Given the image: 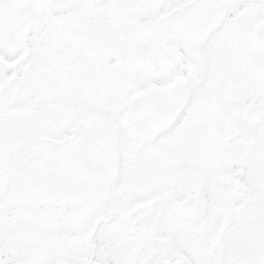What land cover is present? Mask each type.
I'll use <instances>...</instances> for the list:
<instances>
[{
  "label": "flooded vegetation",
  "instance_id": "obj_1",
  "mask_svg": "<svg viewBox=\"0 0 264 264\" xmlns=\"http://www.w3.org/2000/svg\"><path fill=\"white\" fill-rule=\"evenodd\" d=\"M81 2L0 0V132L19 143L13 154L9 137L0 141V181L35 176L40 206L71 213L63 198L76 186L70 173L97 148L70 146L72 133L84 122L115 121L120 98L137 79L125 70L128 61L158 65L161 87L173 95L156 107L154 128L142 119L148 128L139 138L125 142L109 134L102 159L89 170L95 199L86 227L117 223L123 253L106 252L85 234L72 256L42 264H252L264 253V230H255L264 218V0H206L209 6L195 12L130 6L74 19L52 11ZM177 16L183 22L166 27ZM73 22L93 30L103 23L115 42L112 58L97 47L80 56ZM34 94L41 100L32 110ZM15 100L24 103L20 117ZM190 102L194 109L181 118ZM47 175L55 176L50 191ZM149 201L152 213L137 225L125 221L127 210ZM249 218V229L239 228ZM128 240L135 246H126Z\"/></svg>",
  "mask_w": 264,
  "mask_h": 264
},
{
  "label": "rangeland",
  "instance_id": "obj_2",
  "mask_svg": "<svg viewBox=\"0 0 264 264\" xmlns=\"http://www.w3.org/2000/svg\"><path fill=\"white\" fill-rule=\"evenodd\" d=\"M40 100V95H32V110L39 108ZM23 105V101L18 103V100H15V104L13 103V112L16 116L20 117ZM3 110L5 108L0 101V112ZM4 136L9 137L8 142L14 154L19 148V143L13 137L14 135L5 131L0 132V141L5 140L2 139ZM21 150L24 149H19L16 155H20ZM31 153L37 154L33 151ZM25 162L31 163L29 157ZM22 176L20 181L18 175H15L14 178L2 183L4 196L0 199V224L5 226V232L3 235L0 234V264L55 263L58 261V254L65 253L67 256H72L75 248L83 242L85 234L95 239L98 248L106 252L108 250L123 253V233L119 227H114L118 226L117 223H114L111 228L105 224L100 226L96 224L95 228L92 225L90 230L86 227L87 208L75 209L67 214L52 212L53 205L47 208L40 206L43 198L37 194L40 192V186L38 182H33L35 176L32 177L29 174ZM47 177L50 191V185L55 182V176L47 175ZM30 186L34 190L30 191L28 189ZM56 191L53 190V201L58 200ZM30 201H33L32 206ZM250 219L252 218L242 221L239 228L248 230ZM202 227L205 225L202 224ZM255 230H264V218L257 220ZM183 236L184 234L181 237ZM128 241L126 246H135V242ZM192 243L194 245V242Z\"/></svg>",
  "mask_w": 264,
  "mask_h": 264
},
{
  "label": "snow or ice",
  "instance_id": "obj_3",
  "mask_svg": "<svg viewBox=\"0 0 264 264\" xmlns=\"http://www.w3.org/2000/svg\"><path fill=\"white\" fill-rule=\"evenodd\" d=\"M82 8L89 11L91 14L107 15L114 10L125 7H139L145 9H156L160 7L183 9L185 12H195L204 7H208L206 0H169L166 4H158L155 0H140L139 3L128 5L118 3L117 0H82L78 3ZM97 20L102 21V17L97 16ZM183 22L180 16L173 17L166 26L174 29L178 24ZM76 27L74 29V43L78 47L91 46L101 49L111 59L115 51L114 39L107 35V27L101 23L99 29L93 30L86 25L73 22ZM106 66L107 62L105 61ZM128 71H140L139 69L127 68ZM145 79L148 77L145 76ZM162 83L153 82L147 87L141 88L135 85L130 93L123 95L119 100L118 115L115 121L105 126L92 125L89 122H84L75 132L72 133L70 146L78 148L82 145L94 142L97 146L96 152L92 157H89L81 162L80 166L74 168L70 173V177L76 185L72 190L63 194V198L70 200L91 192L88 185V176L90 167L98 163L102 159L104 145L107 136L110 134L112 138L121 141L135 140L143 134L142 118L144 115L158 106L167 104L173 93L168 91L153 92L149 96L151 89H162ZM147 97V98H146ZM195 107L194 103H189L185 108V112L181 114V118L189 113ZM4 190L2 181H0V199H3ZM264 253L258 254L251 258L252 264H259Z\"/></svg>",
  "mask_w": 264,
  "mask_h": 264
},
{
  "label": "clouds",
  "instance_id": "obj_4",
  "mask_svg": "<svg viewBox=\"0 0 264 264\" xmlns=\"http://www.w3.org/2000/svg\"><path fill=\"white\" fill-rule=\"evenodd\" d=\"M53 12H58L60 15H65L68 19H74L76 17L91 14L86 9L82 8L79 4L73 3L63 6H53L52 9ZM129 24H135L137 23L136 20H129ZM91 46H82L79 48V55L85 56L90 51H92ZM128 63L131 65V68L133 69H139L140 71H133L134 75L137 77V79L133 82H130L129 85L126 88L125 94L130 93L133 90V87L135 85H139L140 83L145 84L148 86L149 84L153 82L157 83H163L165 77L157 71L158 65L152 64V63H146L142 60H129ZM147 76L148 78L145 79L144 77ZM165 91L163 89H151L149 96L153 92H161ZM147 98V97H146ZM95 199V194L93 192H87L86 194L79 196L75 199H70L64 204V210L72 211L75 209L80 208H91L92 203Z\"/></svg>",
  "mask_w": 264,
  "mask_h": 264
},
{
  "label": "water",
  "instance_id": "obj_5",
  "mask_svg": "<svg viewBox=\"0 0 264 264\" xmlns=\"http://www.w3.org/2000/svg\"><path fill=\"white\" fill-rule=\"evenodd\" d=\"M161 113H166V110H161L160 111ZM158 113L157 111V108H153L152 110H150L149 112H147L144 117L142 119H145L147 120L149 123H152V128H154V119H156V114ZM143 128H148V126H143ZM87 159V158H85ZM113 162H114V158L112 160H110L108 163L109 165V168L110 166L112 167L113 166ZM106 165V162H102V167H105ZM108 168V169H109ZM105 174V172H102ZM102 175L101 174H97V177H101ZM154 201H149L145 204H140V205H136L132 208H130L129 210H127L124 214V219L125 221L128 223V224H132V225H137L138 222L140 221L141 219V215L144 213V212H150L152 213L151 211H153L154 209V206L152 203ZM183 209H188L185 205V203L182 205ZM250 211V210H249ZM150 215V214H148ZM148 217V216H147ZM5 232V226L3 224H0V234L3 235Z\"/></svg>",
  "mask_w": 264,
  "mask_h": 264
}]
</instances>
